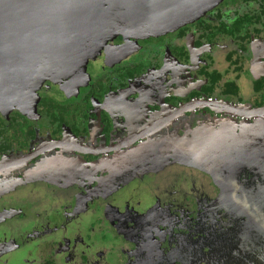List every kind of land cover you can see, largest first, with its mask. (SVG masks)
<instances>
[{
    "label": "flooded vegetation",
    "instance_id": "obj_1",
    "mask_svg": "<svg viewBox=\"0 0 264 264\" xmlns=\"http://www.w3.org/2000/svg\"><path fill=\"white\" fill-rule=\"evenodd\" d=\"M17 93L0 88V264H264V0L117 34ZM196 115L240 130L193 163L173 133Z\"/></svg>",
    "mask_w": 264,
    "mask_h": 264
},
{
    "label": "water",
    "instance_id": "obj_2",
    "mask_svg": "<svg viewBox=\"0 0 264 264\" xmlns=\"http://www.w3.org/2000/svg\"><path fill=\"white\" fill-rule=\"evenodd\" d=\"M218 1L0 0V88L16 83L17 95L26 88L34 97L46 77L62 78L85 65L117 34L128 38L173 29L199 18ZM7 95L0 97H13ZM183 120L173 138L189 140L193 163L204 157V152L196 157L204 146H211L208 153L220 143L227 146L240 130L239 124L215 117L196 115L180 126ZM181 128L188 133H178ZM161 151L168 154L176 148ZM184 152L177 158L189 163Z\"/></svg>",
    "mask_w": 264,
    "mask_h": 264
}]
</instances>
